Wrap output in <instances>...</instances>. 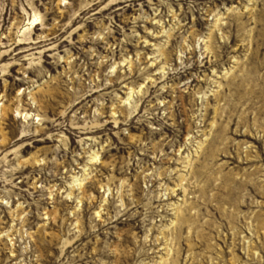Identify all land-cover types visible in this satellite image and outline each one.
<instances>
[{
	"label": "rangeland",
	"instance_id": "1",
	"mask_svg": "<svg viewBox=\"0 0 264 264\" xmlns=\"http://www.w3.org/2000/svg\"><path fill=\"white\" fill-rule=\"evenodd\" d=\"M0 264H264V0H0Z\"/></svg>",
	"mask_w": 264,
	"mask_h": 264
}]
</instances>
